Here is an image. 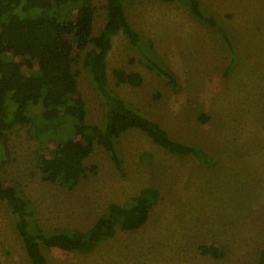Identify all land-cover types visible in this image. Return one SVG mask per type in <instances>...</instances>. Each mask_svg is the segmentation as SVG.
<instances>
[{
    "label": "rangeland",
    "instance_id": "1",
    "mask_svg": "<svg viewBox=\"0 0 264 264\" xmlns=\"http://www.w3.org/2000/svg\"><path fill=\"white\" fill-rule=\"evenodd\" d=\"M94 1L96 36L106 21L108 0ZM200 3L226 29L232 48L184 3L125 0L129 23L150 57L176 75L177 92L143 64L123 33L112 39L107 75L115 94L173 139L201 148L210 166L172 154L130 130L118 144L123 175L96 145L85 161L93 172L67 187L44 180L37 151L46 148V140L35 137L30 127L16 126L7 133L5 157L0 144L1 179L21 188L34 211L31 221L44 230L86 231L109 205L125 204L148 188L160 193L141 229L117 230L89 254L42 247L49 264H259L264 250V0ZM83 56L74 58L77 95L85 103L87 123L102 126L105 102L83 68ZM116 70L139 74L141 86L118 85ZM50 144L57 147L55 141ZM210 245L222 247L223 256L200 252ZM0 264H31L4 203Z\"/></svg>",
    "mask_w": 264,
    "mask_h": 264
},
{
    "label": "trees",
    "instance_id": "2",
    "mask_svg": "<svg viewBox=\"0 0 264 264\" xmlns=\"http://www.w3.org/2000/svg\"><path fill=\"white\" fill-rule=\"evenodd\" d=\"M184 3L191 15L216 28L224 42L231 41L215 18L202 10L200 0H160ZM94 0H0V144L7 143V133L16 126H28L37 138L46 140V148L37 151L39 168L45 181L70 187L87 179L94 168L86 159L96 145L110 155L120 174L125 173L118 149L121 137L130 130L144 133L166 151L194 157L200 164L212 162L196 145L177 141L159 123L144 116L108 86L107 59L113 37L123 33L140 52L143 64L164 77L177 92L179 80L170 70L150 57L142 37L129 23L125 0H108L106 21L93 34ZM232 51V49H231ZM83 54V68L97 94L105 102V122L89 125L84 101L78 97V74L74 58ZM117 84L141 86L139 74L114 71ZM42 106L40 111L30 108ZM208 118L203 117L202 121ZM57 142V147L51 142ZM6 162V160H5ZM160 198L158 190L144 189L125 204H111L88 230H44L31 221L34 211L24 192L17 185L5 183L0 177V203L13 217L16 231L24 244L31 264H49L42 252L59 249L64 252L89 254L101 243L115 237L117 230L133 232L148 221L150 210ZM203 255L223 256V248L214 245L200 248ZM259 264H264V250Z\"/></svg>",
    "mask_w": 264,
    "mask_h": 264
},
{
    "label": "crops",
    "instance_id": "3",
    "mask_svg": "<svg viewBox=\"0 0 264 264\" xmlns=\"http://www.w3.org/2000/svg\"><path fill=\"white\" fill-rule=\"evenodd\" d=\"M107 61H108V59H107Z\"/></svg>",
    "mask_w": 264,
    "mask_h": 264
}]
</instances>
